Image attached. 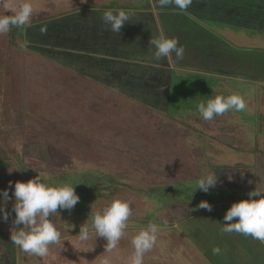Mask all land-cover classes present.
Instances as JSON below:
<instances>
[{"label": "rangeland", "instance_id": "374dc122", "mask_svg": "<svg viewBox=\"0 0 264 264\" xmlns=\"http://www.w3.org/2000/svg\"><path fill=\"white\" fill-rule=\"evenodd\" d=\"M225 1L193 0L187 10L164 7L173 14L161 17L167 28L176 22L175 15L185 16L180 17L185 33L171 37L183 46V59L177 61L174 53L166 58L171 68L158 86L167 95L166 105L127 85L117 90L108 86L118 75L105 73L103 58L109 57L79 56L103 39V27L100 38H92L99 27L86 12L137 10L139 2L147 6L148 0H29V22L0 33V190L8 188L11 196L16 181L40 173L49 186H74L80 197L73 209H59L51 217L61 240L43 258L11 242L18 229L14 197L9 200L8 219L0 218V264H101L104 257L111 264H129L132 239L149 223L160 230L144 264H227L219 261L241 255L238 242L244 237L223 233L220 220L234 202L248 199V191L228 184L230 172L241 164L252 169L257 154L264 152V0ZM23 2L0 0V16L15 15ZM158 9L153 6L152 12ZM194 18L198 30L214 38L192 32L186 23ZM170 32L166 37L158 29L159 37L168 38ZM141 33L142 39L146 35ZM148 49L155 50L150 43ZM230 95L242 97L246 108L203 119L199 103ZM224 127H230L223 133L236 137L235 143L215 138ZM27 146L40 158H29ZM213 172L216 186L207 193L196 189L200 176ZM258 174L264 181L263 164ZM231 194L235 200L226 199ZM113 199L127 200L132 207L117 247L106 252V239L94 232L88 241H79L81 225L88 218L90 225L91 215ZM201 201L212 210L198 208Z\"/></svg>", "mask_w": 264, "mask_h": 264}, {"label": "clouds", "instance_id": "9594fccd", "mask_svg": "<svg viewBox=\"0 0 264 264\" xmlns=\"http://www.w3.org/2000/svg\"><path fill=\"white\" fill-rule=\"evenodd\" d=\"M192 3L193 0H157V4L162 8L172 5L180 10H187ZM32 13V4L29 0H25L15 15L0 16V33H6L12 27L27 24ZM101 19L111 32L119 33L125 22L130 20V14L125 11H106ZM150 45L155 49L152 55L156 61L165 59L172 53L175 54L177 61L183 59L185 50L183 46H178L179 42L176 38L161 36L151 39ZM197 107L203 119L211 121L214 117L230 110H244L246 103L239 95L216 96L206 103H199ZM229 179L231 180L232 177ZM217 183L218 177L215 172L205 173L198 179L196 189L199 188L207 193ZM12 185L13 182L9 181V188H12ZM13 197L14 225L18 230L12 232L11 242L25 253L41 258L46 257L49 254V246L61 240V232L54 225L51 217L58 213L59 209H73L79 202L80 197L76 194L74 186H49L43 182L40 173L27 182L16 181L11 196L8 188L0 190V218L4 221H7L9 215L6 205ZM197 207L207 211L212 210L207 201H201ZM131 215L132 207L129 201L113 199L108 206L91 215L90 225L89 218L81 225L78 239L81 242L88 241L91 232H94L96 238L106 239L105 251L112 252L124 237ZM223 221L224 227L221 228L223 233L235 232L264 242V189L255 187L248 193V199L234 202L226 211ZM21 224L23 227H19ZM159 230V225L149 223L145 230H141L133 237L134 253L130 257L129 264H144V255L156 245ZM219 252L218 247L213 249V254H219ZM101 264H111V261L108 257H104Z\"/></svg>", "mask_w": 264, "mask_h": 264}, {"label": "crops", "instance_id": "0c3cea01", "mask_svg": "<svg viewBox=\"0 0 264 264\" xmlns=\"http://www.w3.org/2000/svg\"><path fill=\"white\" fill-rule=\"evenodd\" d=\"M217 1H220V0H217ZM140 5L141 4L139 2V5L137 6V10L127 9V8H126L127 10L125 9L122 10L130 14V20L125 22V24L122 26L121 31L119 33H114V32L109 33L108 32L109 27L103 23L101 17L103 15L102 13L106 11L118 12L121 10H117V11L115 9L110 10L109 7H107V9L109 10H104V12H97L96 16L94 12L93 13L86 12V14L89 15L88 17L90 19L95 20L97 22L96 26L99 27L98 32L94 36L93 34H90L89 37L93 36L92 38L94 40L99 39L100 32L103 27L102 41L110 38V40H112L113 42H111L110 45L108 44L105 47L102 43H100L94 49H90V48L84 49V51H81L79 53V56L81 57H109V58H103L104 62H106V65H107L106 68H103L106 71L105 73L109 75V72H114V71L117 72L118 74L119 73L122 74L123 72H126L127 73V80H126L127 89L131 91V88H133L132 90H135L136 92L141 91L144 95L149 94V96H154L155 98H158L159 101L164 100L165 105H166L167 95L165 91H162L158 86L162 85V83H165V79H166L165 73L167 72L169 73V69L171 67L169 65V62L166 60V58H165L166 63H163V65L161 64L160 61L157 62L155 59H154L155 61H153L152 59L153 51L151 49L150 50L148 49V43H150L151 39L159 38L158 29L159 30L162 29L163 34L166 35V37L168 35V31H171L170 32L171 34L168 36V38L174 37L175 34L182 35V33H185V29H183L182 25L180 24V23L183 24V22L180 20V17L184 19L185 16L174 14L176 16V22L173 23L172 27H168L169 28L168 29L167 26L165 27L164 24H161L162 22L161 17L162 15L166 16V15H169L170 13L165 12L164 7L163 8L160 7L157 4L156 0H148L147 6H140ZM153 6L158 7L159 11L156 10L153 13L152 12ZM260 6H261L260 9L262 8L264 9V3L261 4ZM82 13L85 14V12H82ZM86 14L83 15V17L86 16ZM170 15H173V14H170ZM85 19L86 17L83 18V20ZM166 21L167 19L165 18L164 23ZM188 22L190 23H186V25L188 26V28L191 27L190 30L194 32L195 34L204 33L207 36L214 38L210 33L206 31L201 32L200 30H198L199 27H197V24L195 23V18L194 20H190ZM177 24H178V29H177ZM140 27H143V31ZM193 27L195 28L197 27V29ZM150 30L151 32H153L152 34H154L155 32L157 36H154L152 38L153 35L150 34V32L148 33V31ZM141 32H145V35H146V36H143L142 39H141V36H142ZM117 35H119L120 37L121 44L118 43L119 39H117L118 38ZM138 40L140 41L139 43H138ZM124 46L127 48H124ZM134 47H138V50H136ZM130 50L133 52H137V53H134L133 54L134 56L130 57L128 55V52ZM109 52H111V54H108ZM99 53H104V54L106 53V54L99 56ZM142 56H144V59L141 58ZM111 58L119 62V64L121 65L119 69L116 68L117 65L113 64L114 62H111ZM89 62L91 63L90 60ZM124 67H125V70H123ZM107 78H109V76ZM123 79L124 77L121 76L120 78H115V80H113L115 81L114 83L117 84L116 88L118 87L120 89V85L121 87L125 86V81H123ZM220 222L223 223V220H220ZM242 237H244V240L242 242H238L239 243L238 250H240L241 255H239L237 259L236 258L232 259V257L230 256L228 260L226 261L221 260L219 262L227 263V264L229 263L231 264H235V263L236 264L237 263L239 264H264V242L256 240L251 236H245L242 234H239L237 238L240 239ZM249 237H250V240L252 241L251 244H247V242L249 241ZM218 239H220V236L218 237ZM215 255L214 256H215V263H216L218 262V259H217L218 254H215Z\"/></svg>", "mask_w": 264, "mask_h": 264}, {"label": "trees", "instance_id": "16d2710c", "mask_svg": "<svg viewBox=\"0 0 264 264\" xmlns=\"http://www.w3.org/2000/svg\"><path fill=\"white\" fill-rule=\"evenodd\" d=\"M264 10V9H263ZM118 37V38H117ZM117 39H119V41H118V43H120L121 44V42H120V37H119V35H117ZM111 42H113L112 40H110V38H108L107 40H103L102 41V44L104 45V46H107L108 44L110 45L111 44ZM115 43V42H114ZM126 58V57H125ZM118 66V65H117ZM122 76V74L121 73H119L118 75H117V77L116 78H120ZM127 77H124V79H123V81H125V85H126V79ZM109 80H110V78H109ZM115 80V79H114ZM108 80H106V81H103V82H107ZM115 81H113V80H111V81H108V83H107V85L108 86H112L113 88L115 87V89L117 90V88H116V86H117V84L116 83H114ZM7 90H9V89H7ZM9 92H11V89H10V91ZM118 92V91H117ZM17 92H16V90H15V92L14 93H10V97H9V106H12L13 105V103H12V101L14 100V98H13V96H14V94H16ZM124 96H126L125 94H124ZM127 97H129V96H127ZM11 98V99H10ZM14 102V101H13ZM27 118V117H26ZM224 131H226V132H230V127H224L223 129H222V133H219V135L218 134H216L215 135V138H217V139H219L221 142L223 141V142H226V143H235L236 142V137H234L233 135H227L226 133H223ZM26 155H28V157L29 158H31L32 157V154L34 155V156H36V158H40V155H39V153L37 154V153H34V151L32 150V148H30L29 146H27V149H26ZM254 160H256V163H255V167H253L252 169H248L247 170V165H245V164H241V166H237L235 169H233L231 172H230V175H229V177L231 178L232 177V179L230 180H228V184L232 187V188H234V189H236V190H242V192L243 191H248V192H250V191H252V190H254L255 189V187H257V188H259V189H264L263 187H264V185H263V180L261 179V177H260V175L258 174V167L261 165V164H263L264 165V152L262 151L261 153H259V154H257V156L255 157V159ZM254 164V163H253ZM246 168H244V167ZM226 199L227 200H230V201H232V200H235V197H234V195H228L227 197H226Z\"/></svg>", "mask_w": 264, "mask_h": 264}]
</instances>
